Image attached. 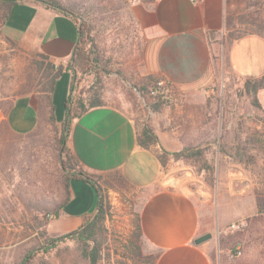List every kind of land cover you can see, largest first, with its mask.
Returning <instances> with one entry per match:
<instances>
[{"label": "rangeland", "instance_id": "rangeland-1", "mask_svg": "<svg viewBox=\"0 0 264 264\" xmlns=\"http://www.w3.org/2000/svg\"><path fill=\"white\" fill-rule=\"evenodd\" d=\"M58 1L92 26L103 55L104 101L128 103L141 128L150 124L156 82L140 89L147 78L136 76L142 38L131 4L127 0ZM228 13L237 28L247 30L252 22L264 20V0H225ZM211 39L218 68L213 91L204 100L193 96L188 119L175 118L171 123L187 121L188 148L203 150V158L175 163L181 167L178 173L188 172L193 178V188L198 183L205 188L200 193L208 204L202 221L210 225L212 236L204 242L211 244L213 264H264V88L248 92L244 84L252 76H238L230 62L234 42L230 44L222 34ZM37 53L5 35L0 25V264H23L25 258L24 264H89L83 255L85 245L78 240L66 239L49 249L40 235L46 228L45 216L51 218L65 197L50 123L43 119L32 132L19 133L7 121L19 96L38 94L43 86L42 71L35 64L40 60ZM93 80V73L74 79L73 96H82L80 92ZM161 97L167 104L179 99L172 91ZM102 183L108 215L99 264H152L157 251L143 238L138 242L141 254L132 249L138 211L129 196L131 188L118 175L103 178Z\"/></svg>", "mask_w": 264, "mask_h": 264}, {"label": "crops", "instance_id": "crops-1", "mask_svg": "<svg viewBox=\"0 0 264 264\" xmlns=\"http://www.w3.org/2000/svg\"><path fill=\"white\" fill-rule=\"evenodd\" d=\"M131 15L142 38L136 76L166 79L179 97L159 111L150 110L159 144L143 148L138 142L141 126L136 111L128 103L106 100L72 119L67 144L86 172L103 178L121 176L131 188L129 196L140 216L143 239L158 253L154 264H213L211 244L196 243V238L211 230L202 221L203 208L208 205L207 199L200 198L205 188L201 183L193 188V178L188 172L178 173L181 167L173 158L163 166L158 151H180L190 144L187 121L171 123L175 118L188 119L191 98L207 99L206 92L218 80L211 38L213 34L224 36L225 0H138L131 4ZM3 32L65 67L53 93L60 124L73 77L66 67L79 40L76 21L41 3L25 2L12 8ZM230 62L238 76L263 74L264 38L249 34L235 40ZM48 116L47 110L40 109L37 94H24L14 101L7 121L13 131L30 133ZM95 207L92 184L73 180L70 199L46 224L48 234L79 229L93 216Z\"/></svg>", "mask_w": 264, "mask_h": 264}, {"label": "trees", "instance_id": "trees-1", "mask_svg": "<svg viewBox=\"0 0 264 264\" xmlns=\"http://www.w3.org/2000/svg\"><path fill=\"white\" fill-rule=\"evenodd\" d=\"M25 2L41 3L46 7L52 8L60 13L72 17L78 27L79 40L74 48L72 55V62L69 63L67 69L73 71L72 83L68 97L64 102L65 118L60 124L57 123L56 106L53 102V93L57 80L63 75L65 67L61 64H56L50 60L49 56L38 52L37 55L40 60H35V64L38 65L39 71H42L41 83L42 88L38 91V99L40 109L42 111L47 110L49 113L47 121L51 125L53 132V144L57 151V156L60 162L62 183L65 191V197L59 203V205L50 213L52 217L59 215V209L63 207L70 199V184L73 180H80L89 182L94 187L96 193V207L92 217H90L79 229L68 232L62 235L51 236L48 234L46 228L41 230L40 235L43 237V244L47 245L49 249L54 248L66 239L78 240L83 246V255L86 256L89 264H99L102 251V236L104 232V225L108 215V204L106 199V192L103 186L101 176H93L85 171L78 157L72 152L67 144L68 135L70 132V123L75 117L81 116L89 109L104 104L103 98V55L96 43L94 36L92 35V26L88 21H82L79 15L74 14L67 9L58 0H0V25H6L12 8ZM225 29L228 31L224 34V39L232 44L235 40L249 34L259 35L264 38V20L257 23L252 22L248 26L247 30L237 28L235 26L234 18L228 13L225 15ZM94 75L92 84L83 90L82 96L74 97L73 92L75 85L74 79L82 78L85 75ZM147 81L143 83L140 89H147L146 85L156 82L159 78L156 76H147ZM245 89L250 93H256L258 90L264 88V73L259 75H253L245 81ZM86 97H83V94ZM155 98L152 102L154 111H159L161 106L167 103V100L161 97V94H153ZM138 142L143 148H151L159 144V139L150 124L144 125L138 133ZM172 157L174 160L186 161L189 158L195 157L198 159L203 158V150L190 149L188 147L180 151H167L164 148H160L158 151V158L163 166L166 165L168 159ZM207 165V164H206ZM121 177V176H120ZM122 178V177H121ZM50 217L45 216L42 224L48 223ZM134 241L132 242V249L137 254L140 253L139 241L143 238V231L140 221L139 213L135 219V232ZM91 246V249L88 247ZM158 253L153 256L152 264L155 263ZM28 257V256H27ZM27 262L26 258L23 264ZM29 262V260H28Z\"/></svg>", "mask_w": 264, "mask_h": 264}, {"label": "built area", "instance_id": "built-area-1", "mask_svg": "<svg viewBox=\"0 0 264 264\" xmlns=\"http://www.w3.org/2000/svg\"><path fill=\"white\" fill-rule=\"evenodd\" d=\"M130 4H135L138 0H127ZM170 83L166 79H158L155 87L152 89L153 94H161L163 97H167L170 94ZM234 226H236L234 224Z\"/></svg>", "mask_w": 264, "mask_h": 264}, {"label": "water", "instance_id": "water-1", "mask_svg": "<svg viewBox=\"0 0 264 264\" xmlns=\"http://www.w3.org/2000/svg\"><path fill=\"white\" fill-rule=\"evenodd\" d=\"M211 90L213 91L212 88H210V91H211ZM210 91H208L207 94H209ZM211 236H212V233H211V232H207V233H205V234L199 236L198 238H196V243L204 242V241H206L207 239H209Z\"/></svg>", "mask_w": 264, "mask_h": 264}]
</instances>
